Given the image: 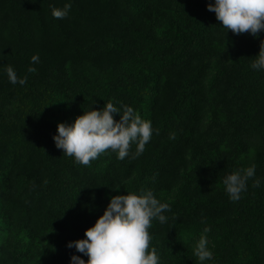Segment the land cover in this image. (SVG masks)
Segmentation results:
<instances>
[{
  "label": "trees",
  "instance_id": "1",
  "mask_svg": "<svg viewBox=\"0 0 264 264\" xmlns=\"http://www.w3.org/2000/svg\"><path fill=\"white\" fill-rule=\"evenodd\" d=\"M212 2L0 0V264L87 261L68 242L112 196L146 190L172 209L149 229L161 264H199L206 227L205 264H264V71L250 67L264 32L226 33ZM109 102L150 120L151 141L136 159L76 164L55 146L57 124ZM252 164L261 186L250 179L232 202L223 178Z\"/></svg>",
  "mask_w": 264,
  "mask_h": 264
},
{
  "label": "clouds",
  "instance_id": "2",
  "mask_svg": "<svg viewBox=\"0 0 264 264\" xmlns=\"http://www.w3.org/2000/svg\"><path fill=\"white\" fill-rule=\"evenodd\" d=\"M72 5L52 8L54 19L63 20L69 16ZM207 10L215 14L216 20L226 33L231 30L235 35L244 33L256 38L264 32V0H214L206 5ZM30 63H40L38 54L30 58ZM251 69L264 71V45L250 64ZM36 67H29V73H36ZM8 81L24 86L28 77H19L14 67L6 68ZM119 114V120L114 119ZM153 126L150 120L143 119L131 106H115L107 103L102 109L84 111L72 124L58 123L56 135L52 137L55 146L76 164L89 166L100 155L112 152L118 160L130 157L139 158L151 141ZM174 139L175 136L173 135ZM135 151L132 152V146ZM255 178V179H254ZM254 179V187L259 188L261 178H256V165L231 172L223 178L225 191L232 202H238L247 191L248 181ZM119 190V186L113 187ZM168 203L158 200L151 190L126 195H115L109 199L103 214L85 230L84 238L70 241L69 249L88 257L87 261L78 255L70 257L69 264H161L155 248L150 247L149 229L154 220L161 224L168 221L165 213L171 212ZM204 233L194 248V256L199 264L213 259V252L208 246L207 233Z\"/></svg>",
  "mask_w": 264,
  "mask_h": 264
}]
</instances>
